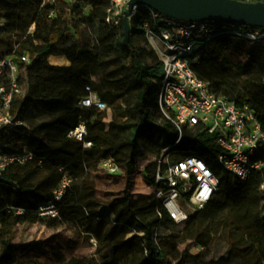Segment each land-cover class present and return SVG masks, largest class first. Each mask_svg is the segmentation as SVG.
I'll use <instances>...</instances> for the list:
<instances>
[{
  "label": "trees",
  "instance_id": "1",
  "mask_svg": "<svg viewBox=\"0 0 264 264\" xmlns=\"http://www.w3.org/2000/svg\"><path fill=\"white\" fill-rule=\"evenodd\" d=\"M41 2L0 0V60L18 43L19 54L28 53L33 60L23 73L27 93L15 95L12 105V114L24 125L0 138L5 153L33 156L26 165H12L0 176V264H51L15 243L20 226L57 229L69 224L99 243L96 254L108 253L109 264H200L203 251L195 255L177 247L183 237L204 248L219 234V227L248 232L259 227L264 232V168L239 183L219 162L222 149L217 135L202 125L183 127L176 144L179 129L159 106L163 66L152 52L145 64L141 51L132 44L135 38L146 42L137 21L131 22V40L125 47L124 25L105 24L110 0H79L77 5L58 0L59 12L53 20L47 10L40 11ZM86 6L92 8L89 15L84 13ZM34 22L36 30L28 34ZM243 29L248 28L211 23L210 31L198 42L193 69L217 96L249 106L264 130V43L239 38L236 33ZM241 49H246L245 61L239 56ZM51 56H66L72 66L54 67ZM88 86L109 108L136 95L138 120L112 121L107 131L106 112L79 106ZM83 122L88 136L80 142L70 135ZM57 139L68 142L52 147ZM88 142L93 146L85 149ZM106 157H112L125 173L120 191L110 196L100 189L103 178L95 175ZM188 157L205 161L219 179L220 189L181 228L156 196L136 195L132 181L139 160L146 163L142 175L151 184L160 166L165 170L168 164ZM256 159L264 162V147ZM65 174L73 183L58 204L59 216H40V206L54 199ZM15 210L24 214L16 215ZM212 224L218 229L212 231ZM163 228L171 229L169 236L161 234ZM227 240L232 246L229 257L209 264H255L259 257L264 259V248L256 249L258 239L247 245L237 244L230 235ZM171 246L176 248L172 258L162 250ZM83 263L84 259L73 258L66 264Z\"/></svg>",
  "mask_w": 264,
  "mask_h": 264
},
{
  "label": "built area",
  "instance_id": "2",
  "mask_svg": "<svg viewBox=\"0 0 264 264\" xmlns=\"http://www.w3.org/2000/svg\"><path fill=\"white\" fill-rule=\"evenodd\" d=\"M77 5L79 0H63ZM58 0H42L40 11L47 10L50 19L57 18ZM130 0H110L106 12L105 24L120 27L129 10ZM91 6L84 7L89 15ZM137 21L143 32L149 50L163 66L164 78L159 94V106L163 115L180 132L176 144L181 140L182 128L202 125L210 134L217 135V143L222 149L219 162L237 181L244 184L254 173L264 168V162L256 159L264 147V130L255 112L247 105L238 106L226 97L212 92L207 81L201 80L193 66L197 63L196 51L198 42L204 39L211 29V22L186 23L167 18L145 6L134 8L129 22ZM36 22L28 34L36 30ZM236 33L239 38L248 42L264 43V30L246 27ZM92 36L95 37L93 33ZM27 36L23 37L22 41ZM20 43L0 60V138L9 135L16 127H22V121L12 114L13 98L22 94V71L33 63L28 53L19 54ZM87 95L81 99L79 106L96 109L101 112L109 110L90 86L86 87ZM88 136L87 123L83 122L70 137L83 142ZM92 143L84 144L85 149L92 148ZM31 154L26 156L10 155L0 148V176L12 165H25L31 161ZM162 164V162H161ZM109 175L122 172L112 157L104 158L100 163ZM146 163L139 160L137 173L142 175ZM73 180L65 174L54 192V199L39 208L42 217L57 218L58 204L62 201ZM264 189V185L262 186ZM220 181L205 161L188 157L174 164H168L165 170L158 169L151 184L146 183V195H154L162 202L163 208L179 226L186 225L193 216L185 208L202 210L219 192ZM16 215L24 214L15 210ZM1 228V221H0Z\"/></svg>",
  "mask_w": 264,
  "mask_h": 264
},
{
  "label": "rangeland",
  "instance_id": "3",
  "mask_svg": "<svg viewBox=\"0 0 264 264\" xmlns=\"http://www.w3.org/2000/svg\"><path fill=\"white\" fill-rule=\"evenodd\" d=\"M58 4L59 3L57 2V6ZM41 14L47 13L42 12ZM132 44L134 48L141 51L144 63H149L151 51L149 50L146 42L135 38L133 39ZM239 51V56L245 61L246 49H241ZM113 57L117 56L114 55ZM22 80V94H26L28 90V83L25 75L22 76ZM136 103L137 96L130 94L127 97L118 100L112 107H110L109 110L106 111V115L109 118V120H107V131L110 130V123L112 121H137L138 111L136 108ZM67 142L68 141L63 139H57L54 141L53 145L55 147H62ZM123 179H125L124 172L119 173L113 178L105 177V179L103 178L99 182L100 189L103 193L109 196L118 193L121 189L119 182H122ZM141 184L142 185H139L138 187V191H141L139 195L146 194L144 182ZM108 185L112 186L108 187ZM133 190L134 192L136 191L135 189ZM185 209L193 216H195L197 213V209L194 207H186ZM185 227L186 225L181 226V228ZM215 227L216 226L213 224L210 225L212 231H215L214 229H218V227ZM170 233L171 229H161V234L165 237L169 236ZM188 233L189 231H186L184 236H187ZM228 235H230L232 240L239 245H247V243L252 244V240L258 239V242H256V249L260 251L264 248V232L261 231V228L259 227H253L249 232L243 231L241 229H228L227 227H219V234L216 235L215 239L208 247L201 248L200 246H196L193 241L185 240L184 237L177 243V247L181 252L189 249L195 255H198L201 251H203L202 257L199 259V263L209 264L211 261H216L220 257H229V251L232 246L227 240ZM15 243L20 245L23 250H29L30 252H33L40 260L49 262L51 264H66L73 258L84 259L83 264L110 263V257L108 253H105L104 255L96 254V247H99V243L97 245L90 236L80 233L77 229H75V227L69 224L61 225L57 229L46 225L20 226L16 232ZM162 250L170 258H172L173 254L176 253V248H174V246L162 248ZM173 262H176V260H173ZM229 264L233 263L230 262ZM255 264H264V259L259 257V260H257Z\"/></svg>",
  "mask_w": 264,
  "mask_h": 264
},
{
  "label": "water",
  "instance_id": "4",
  "mask_svg": "<svg viewBox=\"0 0 264 264\" xmlns=\"http://www.w3.org/2000/svg\"><path fill=\"white\" fill-rule=\"evenodd\" d=\"M125 14L124 46L131 40L129 18L134 8L145 6L161 15L181 22L229 23L264 30V2H243L239 0H130Z\"/></svg>",
  "mask_w": 264,
  "mask_h": 264
},
{
  "label": "crops",
  "instance_id": "5",
  "mask_svg": "<svg viewBox=\"0 0 264 264\" xmlns=\"http://www.w3.org/2000/svg\"><path fill=\"white\" fill-rule=\"evenodd\" d=\"M50 64L54 67H65V68H68V67H71L72 66V63L71 61L66 57V56H51L50 59ZM27 68H24L23 71H22V76H23V73L24 71H26ZM107 120H109L108 116H107V119H106V125H107ZM52 147H55L53 144H51ZM28 163V162H27ZM26 163V164H27ZM25 164V165H26ZM95 175H97L99 178H105V177H113V176H116V175H109L107 174L101 167L100 163H99V166H98V170L95 172ZM138 175V173H137ZM135 175V177L133 178V189H135V194L136 195H139L141 191H138V187L139 185H142L141 183L144 182V185H146V181L143 177V175ZM140 178V179H139ZM140 180V181H139ZM112 185H108V187H111ZM142 195H146V194H142ZM141 195V196H142ZM95 241V240H94Z\"/></svg>",
  "mask_w": 264,
  "mask_h": 264
}]
</instances>
